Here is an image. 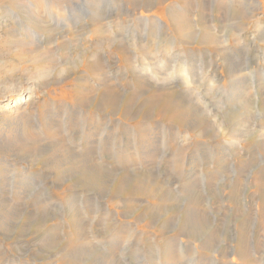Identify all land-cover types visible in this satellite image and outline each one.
<instances>
[{
    "label": "rangeland",
    "instance_id": "374dc122",
    "mask_svg": "<svg viewBox=\"0 0 264 264\" xmlns=\"http://www.w3.org/2000/svg\"><path fill=\"white\" fill-rule=\"evenodd\" d=\"M29 1L18 0L21 5L17 3L16 5L12 0H0V145L8 141L17 142L19 140L17 130L19 135L24 134L26 144L22 145L20 150L17 149V157H7L0 153V199L15 205L19 211V215L13 221L15 224L12 223L8 232L0 228V264H74L72 260L65 259V256L75 248L78 241L83 242L81 237L78 238L79 230L76 234V219H79L84 227L83 239L85 237L93 247V254L87 252L90 257H84L80 260L81 263L77 264H91L96 255L109 257L111 254L115 256L117 264H264V0H230L232 4L230 1L229 4L226 3L225 0H219L218 4L214 0L213 2L204 0V24L206 27L215 25L213 33L216 38L218 35L219 46H211L204 41L202 43L195 33L196 28L192 22L190 24L194 35L186 39V43L180 41L179 29L171 26L166 13V6L174 7L177 0L166 1L162 17H159L158 13L154 16L155 10L150 13L144 10L132 11L127 0H102L100 1V8L104 7L102 22L106 21L102 25L104 30L109 26L111 28L105 30L107 33L104 31L106 34L101 37L92 35L93 40L89 38L91 36L87 34L88 29L83 24L89 17L87 13L81 12L85 0H48L47 2L31 0L34 6L29 5ZM126 6L128 11L124 8ZM25 8L28 12L41 15L44 23L30 25L31 18ZM60 8L62 12L66 9L65 12L61 13ZM196 10L193 8L194 14ZM139 12L147 19L146 21L137 20ZM48 14L51 18L55 17L51 20ZM194 14L191 16H195ZM152 16L162 22V29H157ZM209 16L215 19L212 20ZM69 17L71 20L73 18L72 22ZM116 18L119 20L116 21ZM56 19L58 21H55ZM148 19L152 22L147 23ZM76 20L79 23L81 21L82 24L75 23ZM110 21L112 22L108 23ZM73 23L78 24L76 28ZM26 27H31L29 30L35 32V35L26 31L28 30ZM61 34L65 36L64 39L61 38L63 37ZM110 40L115 41L114 45L121 43L122 47H129L134 53L136 62L129 67L124 62H119L117 55H121L115 51ZM21 44H25L28 48L22 50L24 46ZM31 46H39L41 53L47 51L46 58L35 57ZM172 56L171 61L169 59ZM199 56L201 58H198ZM93 57H97L98 61L102 62L101 69L107 81L109 79L108 82L118 92L114 94L117 96H114L115 110L111 107L110 99L113 96L111 91L107 93L108 100L105 99V103L101 106L104 109L99 111L95 109L96 103L94 104L99 97L98 92L90 93L86 105L78 104L79 102L74 100L76 92L80 89L78 78H85L91 89L95 88L92 91H96L97 83L93 82L92 75L88 73L90 71H86L87 69L79 64L82 59L92 60ZM174 59L176 61L173 62ZM225 59L240 66L242 79L235 76L233 81L231 80L228 76L230 74H226L227 67L224 70ZM35 60L36 62L32 64ZM63 63H67L66 74L59 76L56 74L57 69L62 67ZM70 64H79V67L76 71H71ZM146 64H149V67L147 72H143V66ZM181 64L183 65L180 66ZM35 68L39 71L50 69L47 79L45 77L46 80H40V83L35 80L36 76L32 75L37 73ZM186 69L189 71L191 69L192 72L188 70L186 72ZM130 70L138 71L139 74L143 72L149 80L153 77L154 79L150 81L156 84L164 80L172 88L170 90L172 94L165 91L161 98H154V95L151 97L154 90L145 88L144 93H138L136 97L131 96L130 92L135 93L138 85L136 74L134 75ZM184 70L186 76L182 74ZM199 71L201 74L198 73ZM53 74L59 78L57 79ZM28 82L30 83L28 91L20 97L21 102L15 105L13 102L7 103L2 100L11 94L10 90L14 87L23 86V83ZM230 85L233 86V90ZM184 90L188 92L187 95L195 99L200 111L202 110L201 112L205 113L208 119H212L211 122L213 121V126H216L214 128L217 133L213 131L208 134L202 133V129L207 131L206 127L203 128L206 126L204 123H199L195 127L196 130L190 129L189 126L188 129L177 118L169 117L170 114L167 112L169 107L166 104L174 99H180L179 94ZM124 100L128 102L131 100V105L128 103L124 107L122 105ZM79 107L82 108L80 111ZM92 108L94 110H91ZM11 111L23 115L30 128L25 130L20 124L10 127L8 123ZM145 113L150 117L147 122ZM73 116L75 118H72ZM78 116H82L81 119H76ZM243 120L246 125L245 135L233 136L231 131L234 124V130L239 129L243 134L242 127L239 128ZM80 123L83 128L85 127L84 129L81 128ZM146 125L150 128L153 127L151 125L155 127L151 128L153 129L151 131ZM56 127L59 131L58 137L64 146L84 157L86 170H82L90 172L92 163H97V166L103 169L108 179L105 189L97 191V187L90 186L88 176L86 177L82 170L78 171L79 174L76 171L74 173L73 170L72 173L65 171L61 172L62 175H55L46 168L45 164H42L46 151L35 145L37 142L34 143L30 136L35 135L46 142L51 138L52 131ZM78 128H81L83 134L81 138ZM87 133L91 137L89 138L91 143L88 142L89 139L85 141ZM173 136L177 138V142H173L176 141ZM81 141L86 144L83 148L85 151L82 149L85 144ZM154 141L155 143L159 141L154 144L157 145L155 148L151 145ZM75 142H79L77 146ZM69 143H74L72 147L75 146L79 150L72 148ZM143 143L146 145L149 143L151 146L148 147L152 150ZM34 147L39 153L44 152L37 156L33 152ZM53 147L54 145H51V148ZM101 149L104 151L102 152ZM149 151L152 153L150 154ZM98 152L103 154L100 155ZM45 161L47 162L46 159ZM148 170L153 174L155 181L162 184L163 191H158L151 199L142 198L140 192L134 188L131 190V187L117 186L118 180L124 174L136 172L135 174L143 175ZM160 199L163 204L165 203L162 208L159 206ZM189 201L196 208L198 219L202 222V230L198 237L188 238L186 233L185 236L178 229L185 219V208ZM155 210L157 213L154 212ZM4 227L7 229L6 224ZM209 233H215L216 236L211 246L206 244ZM174 247L176 253L172 252ZM191 258L194 260H190Z\"/></svg>",
    "mask_w": 264,
    "mask_h": 264
},
{
    "label": "bare ground",
    "instance_id": "6f19581e",
    "mask_svg": "<svg viewBox=\"0 0 264 264\" xmlns=\"http://www.w3.org/2000/svg\"><path fill=\"white\" fill-rule=\"evenodd\" d=\"M20 1V0H19ZM31 1V0H30ZM29 1V5H31V6H34L31 2ZM35 1V0H34ZM43 1H48V0H43ZM43 1H41L42 3H43ZM58 1V0H57ZM66 1V0H65ZM100 1L102 2V0H85L84 1V5H83V7L81 8V12L82 13H87L88 14V20L87 21H89L90 23L88 24L87 23V21H84L83 22V24H85L86 25V28L88 29H86L87 31H88V35H90L91 37H89V38H91L92 39V35L93 36H102L106 31L105 30H109L111 27L109 26L107 29H105L104 30V28H103V26L104 25H102V23H105V22H102V11L104 10V7H103V9H101L100 7H101V5H100ZM128 1V5H129V7H130V9L132 10V11H141V10H144V12H148V13H150L151 11H153V10H155L154 12H153V15L155 16V13H158V15H159V17L161 16H163V10H164V8H165V6H164V4L165 3H167L166 1L167 0H127ZM203 1L204 0H202V1H200V0H177L176 1V3H174V7H171L170 5H168V6H166L167 7V18H168V20L170 21V24H171V26L173 25V28L174 29H176L177 28V30L179 29V34H178V37H179V39H180V41H182L183 43H186V39H189L191 36H193L194 35V31L192 30V27H191V25L192 24H190V22H192L194 25L193 26H195V28H196V32L195 33H197V35L199 36L198 37V39H200V41L203 43V41L204 42H206L207 44H210L211 46H219V43L217 44V39H218V35H217V38H216V36H215V34L213 33L214 32V30H215V25H207L208 27H206L205 26V24H204V13H203V11H204V6H205V1H204V3H203ZM210 1V0H209ZM212 1V0H211ZM214 1H216L217 2V4L219 3V0H214ZM221 1H224V0H221ZM230 0H225V2L226 3H228ZM233 1V0H232ZM12 2L13 3H17V4H19V5H21V3H18V0L16 1V0H12ZM25 2V1H24ZM23 2V3H24ZM37 2H38V0H37ZM61 2V1H60ZM82 2V1H81ZM213 2V1H212ZM212 2H211V4H212ZM216 2H214L215 4H216ZM58 3V2H57ZM63 3V2H62ZM121 3H122V1H121ZM221 3H223V2H220V4ZM225 3V4H226ZM230 3H231V1H230ZM16 4V5H17ZM26 4H27V2H26ZM39 5H40V3H38ZM45 4V3H44ZM47 4V3H46ZM61 4V3H60ZM123 4V3H122ZM229 4V3H228ZM227 4V5H228ZM232 4V3H231ZM14 5V4H13ZM43 5V4H42ZM42 5H41V7H42ZM53 5V4H52ZM56 5V4H55ZM54 5V6H55ZM60 6V5H59ZM62 6V5H61ZM170 6V7H169ZM229 6V5H228ZM227 6V7H228ZM18 7V6H17ZM20 7V6H19ZM27 7V6H26ZM44 7V6H43ZM48 6H46V8H47ZM50 4H49V9H50ZM222 7V6H221ZM224 7H226V6H224ZM230 7V6H229ZM21 8H23V7H21ZM28 8H29V6H28ZM36 8V7H35ZM40 8V7H39ZM46 8H44V10L46 9ZM123 8V7H122ZM124 8H126V10L128 11L129 9H128V7L126 6V7H124ZM193 8H195V9H197L196 10V14H194V11H193ZM218 8H220V7H218ZM34 9V8H33ZM59 9V8H58ZM58 9H56V10H58ZM222 9V8H221ZM226 9V8H225ZM230 9V8H229ZM24 10V9H23ZM28 10H31V9H28ZM34 10H36V9H34ZM34 10H31V11H34ZM40 10V9H39ZM38 10V11H39ZM43 10V11H44ZM47 10V9H46ZM52 10V9H51ZM55 10V9H54ZM60 10H61V13H64L65 11L64 10H66V9H63V12H62V9L60 8ZM223 10H224V8H223ZM222 10V11H223ZM25 11H26V8H25ZM176 13H175V12ZM193 11V13L192 14H194L195 16H191L192 14H190V12H192ZM217 11V10H216ZM228 11V10H227ZM27 13H28V15L30 16V18L31 19H29V24L30 25H34V26H36L37 24H43L44 22L42 21V18H41V15H36V14H34V13H31V12H28V11H26ZM34 12H36V11H34ZM46 12V11H45ZM48 12H49V10H48ZM58 12V11H57ZM224 12V11H223ZM37 13V12H36ZM219 14H220V12H218ZM43 14H44V12H43ZM56 14V13H55ZM66 14V13H65ZM133 14V13H132ZM46 15V14H45ZM49 15V17L51 18V16H50V14H48ZM53 15V14H52ZM158 15H156V16H158ZM56 16H57V14H56ZM60 16V15H59ZM58 16V17H59ZM63 16H66V15H64L63 14ZM62 16V17H63ZM134 16V15H133ZM154 16H152V18L154 19V24H155V26L157 27V29H162V22L160 21V20H158L156 17H154ZM47 17V16H46ZM55 17V16H54ZM54 17H52V18H54ZM87 17V16H86ZM132 17V16H131ZM210 17V16H209ZM52 18H51V20H52ZM70 18V17H69ZM122 18V17H121ZM66 19V18H65ZM77 19V18H76ZM79 19V18H78ZM83 19H85V18H83ZM87 19V18H86ZM210 19H212V20H214L215 19V17H210ZM54 20V19H53ZM61 20H62V18H61ZM67 20H68V18H67ZM70 20H71V18H70ZM72 20H73V18H72ZM72 20H71V22H72ZM106 20V19H105ZM119 20V19H118ZM117 20V18H116V21H118ZM122 20V19H121ZM137 20H139V21H142V20H147V19H145V17H143L142 16V14H141V12H139V16H138V18H137ZM55 21H58V19H56ZM54 21V22H55ZM74 21H75V19H74ZM65 22H66V20H65ZM71 22H69L70 24H71ZM79 23V21H77L76 20V22L75 23ZM112 21H110V22H108V23H111ZM148 22H152V21H149V19H148V21H147V23ZM212 22V21H211ZM57 23V22H56ZM60 23V21L58 22V24ZM62 23V22H61ZM80 23L82 24V22L80 21ZM79 23V24H80ZM121 23V22H120ZM213 23V22H212ZM74 24V23H73ZM211 24V23H210ZM62 25H63V23H62ZM65 25V24H64ZM76 25H78V24H76ZM75 24H74V27L76 26ZM115 25V24H114ZM113 25V26H114ZM119 25H121V24H119ZM61 26V25H60ZM63 27V26H62ZM61 27V28H62ZM64 27H66V26H64ZM69 27V26H68ZM74 27H72V28H74ZM116 27H117V25H116ZM25 28V27H24ZM26 28H28V27H26ZM31 28V27H30ZM30 28H28V30H26V31H30L29 29ZM71 28V29H72ZM76 28V27H75ZM74 28V30H77V29H75ZM78 28V27H77ZM80 28V27H79ZM90 28V29H89ZM113 28V27H112ZM119 29L120 28H122V27H118ZM83 29H85V28H83ZM114 29H116V28H114ZM124 29V28H123ZM65 30V29H64ZM66 30H67V28H66ZM81 30H82V28H81ZM112 30V29H111ZM70 31V30H69ZM68 31V32H69ZM72 31H73V29H72ZM105 31V32H104ZM127 31V30H126ZM31 32V34L32 35H35V32L33 33V31H30ZM59 32V31H58ZM71 32V31H70ZM78 32H79V30H78ZM122 32V31H121ZM123 32H124V30H123ZM122 32V33H123ZM175 32V31H174ZM62 33H63V31H62ZM65 33H67V32H65ZM72 33V32H71ZM107 33V32H106ZM105 33V34H106ZM125 33V32H124ZM70 34V33H69ZM77 34H79V33H77ZM104 34V35H105ZM126 34V33H125ZM62 35V34H61ZM60 35V36H61ZM66 35V34H65ZM74 36H75V33L73 34ZM80 35V34H79ZM87 35V36H88ZM197 35H196V37H197ZM63 36V35H62ZM127 36V35H126ZM99 37V38H100ZM62 39H64L65 38V36H63V37H61ZM98 38V39H99ZM94 39H95V37H94ZM98 39H96V40H98ZM93 40V39H92ZM103 41V40H102ZM111 41V42H110ZM109 42L111 43V45H114L113 43L115 42V41H113L112 42V40H110ZM100 42V41H99ZM223 42H225V41H223ZM95 43V42H94ZM118 43V42H117ZM226 43V42H225ZM224 43V44H225ZM177 44H179V46L181 45L179 42L177 43ZM101 45V44H100ZM99 45V46H100ZM183 45V44H182ZM21 46H24V47H22L23 49L22 50H24V48H28L27 46H25V44H21ZM98 46V45H97ZM175 46H176V43H175ZM178 46V47H179ZM31 47H33L32 49H33V52H34V56L35 57H40V58H46V56H47V51H46V53H41L40 51H39V49H38V47H34V46H31ZM112 47V46H111ZM114 49H115V51L116 52H118L121 56H122V58H123V60H121L122 58H121V56H119V55H117V60L119 61V62H124V64L125 65H127L128 67H129V65H132L133 63H135L136 61L134 60V53L131 51V50H129V47H126V46H123L122 47V44L120 43H118V44H115L114 45ZM125 47V48H124ZM177 47V48H178ZM102 47H100V49H101ZM179 49V48H178ZM217 49V48H216ZM220 50V49H219ZM98 51V50H97ZM181 51V50H180ZM113 52V51H112ZM192 52V51H191ZM221 52V51H220ZM224 52V51H223ZM49 53V52H48ZM179 53V52H178ZM186 53H187V51H186ZM24 54V53H23ZM183 54H185V53H183ZM190 54V53H189ZM192 54V53H191ZM27 55V54H26ZM115 55V54H114ZM113 55V56H114ZM151 55V54H150ZM149 55V56H150ZM178 54H176V56H177ZM182 55V54H181ZM188 55V54H187ZM193 55V54H192ZM221 55H222V53H221ZM93 56H95V55H93ZM96 56H97V54H96ZM149 56H146V58L147 57H149ZM160 56V55H159ZM176 56H175V58H176ZM182 56H184V55H182ZM102 57V56H101ZM156 57V56H155ZM157 57H158V55H157ZM184 57H186V56H184ZM105 58V57H104ZM113 58V57H112ZM144 58H145V56H144ZM171 59H169V60H171L172 61V58H173V56L172 57H170ZM188 58V57H187ZM192 58V57H191ZM198 58H201L200 56L198 57ZM229 58V57H228ZM149 59V58H148ZM177 59V58H176ZM176 59H174L173 60V62L174 61H176ZM193 59V58H192ZM197 59V58H196ZM34 60V59H33ZM32 60V61H33ZM37 60H39V58H37ZM103 60V59H102ZM105 60V59H104ZM178 60V59H177ZM182 60V59H181ZM106 61V60H105ZM171 61H168V62H171ZM203 61V60H202ZM201 61V62H202ZM224 61V60H223ZM36 62V60L34 61V62H32V64L33 63H35ZM67 62V61H66ZM114 62V61H113ZM172 62V63H173ZM100 63H102V62H100V61H98V58L97 57H93L92 58V60H84V59H82V61H81V63H79L80 64V66H82V67H85V69H87L86 71H90V72H88V73H90L91 75H92V77H93V82L94 83H97L96 84V91H92V90H94L95 88L93 87V89H91V87H90V84L85 80V78H78V81L77 82H80V84H79V90L76 92L77 93V95H76V97H74L75 99V101L76 102H79L78 104H82V105H86L85 103L88 101V100H86L87 99V97L88 96H90V93H94V92H98L97 94L99 95V97L98 98H96V100H95V102H94V104L96 105V108L95 109H97L98 111L99 110H102V108H101V106L103 105V103H105L104 101H105V99L107 98V93L108 92H112V94H113V96H112V99H110V101H111V107H113V105H114V103H116V101H114V96H116V95H114V94H116V93H118L115 89H114V87L108 82L109 81V79H108V81H107V78L105 77V74H104V72H103V70L101 69L102 67H101V65H100ZM185 63V62H184ZM189 63V65H190V61L188 62ZM187 63V64H188ZM194 63V62H193ZM193 63H192V66H193ZM222 63V62H221ZM79 64H70V66H72L71 67V71H76V69L79 67L78 65ZM103 64H104V62H103ZM106 64V63H105ZM178 64H179V62H178ZM49 65V64H48ZM69 65V64H68ZM149 65V64H148ZM147 64L145 65V66H143L144 68L142 69V71L144 72V71H146L147 69H148V66ZM183 64H181L180 66H182ZM223 65L225 66L224 68V70H226V67H227V69L228 70H226V74H230V75H228L230 78H231V80L233 81V79H234V77L235 76H238V78L239 79H242L243 77H242V75H241V70H240V66H237V65H235V64H233L230 60H228V59H225V62L223 63ZM239 65V64H238ZM44 66V65H43ZM42 66V67H43ZM66 66H67V63H63V65H62V67H60L59 69H57L58 70V72L56 73L57 75H59V76H61L62 74L63 75H65L66 73H65V71H66ZM176 66V65H175ZM174 66V67H175ZM194 66H195V64H194ZM202 66V65H201ZM207 66H208V64H207ZM218 66V65H217ZM39 67V66H38ZM47 67V66H46ZM186 67V66H185ZM206 67V66H205ZM211 67V66H210ZM210 67H209V69H210ZM215 67V66H214ZM221 67V66H220ZM127 68V67H126ZM165 68V67H164ZM187 68V67H186ZM192 68V67H191ZM194 68V67H193ZM197 68V67H196ZM195 68V69H196ZM217 68V67H216ZM127 69H130V68H127ZM176 70H177V68H175ZM185 69V68H184ZM189 69V68H188ZM188 69H186V72H187V70ZM200 69V68H199ZM198 69V70H199ZM37 71V73L36 72H34V71ZM35 70L33 71L34 73H36V74H32L34 77L36 76V79L35 80H37L38 82L40 81V80H44L45 79V77H46V79H47V74L49 73L48 71L50 70H48V68H46L45 70H43V71H39V69L37 70L36 68H35ZM135 70H136V68H135ZM135 70H130V72L131 73H133L134 75L136 74V83H137V85L138 86H136V88H137V91H135V93H132V91L130 92V95L131 96H135L136 94H142V93H144V90H145V88H152L153 90H154V92H152L153 94L151 95V97L154 95V98L155 97H160L161 98V96H163L164 94H165V91H168L169 93H171L172 94V91H170L172 88L170 87V85H168L164 80H160L161 82L160 83H158V84H156V83H154V82H151L150 80L153 78H151L150 80L147 78V76H146V74L145 75H143L144 73L143 72H140V74H139V72L138 71H135ZM172 70H174V69H172ZM182 71H183V67H182V69H181ZM207 70V69H206ZM215 70V69H214ZM52 71V70H51ZM175 71V70H174ZM189 71V70H188ZM190 71H191V69H190ZM189 71V72H190ZM195 71V70H194ZM208 71V70H207ZM212 71V70H211ZM211 71H209V72H211ZM147 72V71H146ZM192 72V71H191ZM190 72V73H191ZM216 72V71H215ZM55 73V72H54ZM70 73V72H69ZM77 73V72H76ZM142 73V74H141ZM189 73V74H190ZM199 74H201L200 73V71L198 72ZM38 74H39V76H38ZM55 74V75H56ZM73 74H75V73H73ZM72 74V75H73ZM183 75H185V70H184V73H182ZM196 74V73H195ZM210 74H212V72L210 73ZM54 75V74H53ZM54 75V76H55ZM202 75H204V74H202ZM201 75V76H202ZM219 75V74H218ZM59 76H57L58 78H59ZM67 76H70V75H67ZM87 76V75H86ZM186 76V75H185ZM56 77V76H55ZM54 77V78H55ZM56 77V78H57ZM66 77V76H65ZM79 77H80V75H79ZM109 77V76H108ZM187 77H190V75L188 76L187 75ZM206 77V76H205ZM216 77V76H215ZM226 77V76H225ZM228 77V78H229ZM50 78H51V76H50ZM52 78H53V76H52ZM57 78V79H58ZM68 78V77H67ZM66 78V79H67ZM70 78V77H69ZM72 78V77H71ZM220 78V77H219ZM45 79V80H46ZM63 79H65V78H63ZM73 79V78H72ZM88 79H89V76H88ZM154 79V78H153ZM206 79V78H205ZM49 80V79H48ZM62 80V79H61ZM70 80V79H69ZM155 80H156V78H155ZM213 80V79H212ZM60 81V80H59ZM65 81V80H64ZM74 81V80H73ZM92 81V80H91ZM154 81V80H153ZM159 81V80H158ZM202 81V80H201ZM205 81V80H204ZM203 81V82H204ZM227 81V80H226ZM31 82V81H30ZM42 82V81H41ZM44 82V81H43ZM75 82V81H74ZM214 82H216V81H214ZM229 82V81H228ZM231 82V81H230ZM37 83V82H36ZM40 83V82H39ZM45 83V82H44ZM56 83V82H55ZM63 83V82H62ZM92 83V82H91ZM204 83H207V82H204ZM30 83L28 82V83H26V84H24L23 83V86L22 85H20V87L18 86V87H14V89H13V87H12V89L13 90H10L11 91V94H9V95H7V96H5L2 100L3 101H6L7 103L8 102H13L15 105L16 104H18L19 102H21L20 100V97L23 95V93H26L27 91H28V88H29V85ZM77 85H78V83H76ZM211 84V83H210ZM229 84V83H228ZM32 85V84H31ZM55 85V84H54ZM231 85H233V84H231ZM230 85V86H231ZM35 86H37V84H35ZM45 86V85H44ZM92 86V85H91ZM75 87V86H74ZM232 87L233 86H231V90H233L232 89ZM31 89V88H30ZM74 90V89H73ZM77 90V89H76ZM135 90V89H134ZM75 92H74V94H75ZM110 92V93H111ZM137 92V93H136ZM34 93V92H33ZM32 93V94H33ZM71 93V92H70ZM132 93V94H131ZM187 91H183L182 93H180L179 94V96H180V99H177V100H172L170 103H167L166 105H168V107H169V109H168V113L170 114H168L169 115V117L170 118H174V119H176L177 118V120L178 121H180L182 124H184V125H186L187 127L186 128H188V126H189V128L190 129H194L197 125H199V123L201 124V123H204L206 126H204L203 128H205L206 127V129H207V131L205 130V129H202L203 131H201L202 133H205V134H208L210 131H213L214 133H217L216 132V129L214 128V127H216V126H213V124H212V122H211V120L210 119H208L206 116H205V113L203 114L201 111H200V107H199V105L196 103V101H195V99L193 98L192 99V97H191V95H187ZM95 94V93H94ZM146 94H149V93H146ZM187 95V96H186ZM72 96V95H71ZM111 96V95H110ZM140 96V95H139ZM185 96H186V100L184 99L185 98ZM92 97V96H91ZM117 97V96H116ZM136 97V96H135ZM141 97V96H140ZM46 98H48V97H46ZM70 98V97H69ZM94 98V97H93ZM93 98H92V100H93ZM110 98V97H109ZM128 98H130V97H128ZM134 98V97H133ZM138 98V97H137ZM142 98V97H141ZM159 98V99H160ZM241 97H239V99H240ZM231 99V98H230ZM106 100H108V99H106ZM135 99H133V101H134ZM155 100V99H154ZM46 101V100H45ZM83 101V102H82ZM91 101V100H90ZM131 101V100H130ZM128 102V101H123L122 102V105L124 106L125 104H128V103H130V105H131V102ZM149 101V100H148ZM234 101V100H233ZM89 102V101H88ZM140 102V101H139ZM138 102V103H139ZM162 102V101H161ZM167 102V101H166ZM75 103V102H74ZM66 104V103H65ZM77 104V105H78ZM108 104V103H107ZM144 104V103H143ZM72 105V104H71ZM74 105V104H73ZM94 105V106H95ZM134 105V104H133ZM132 105V106H133ZM75 106V105H74ZM79 106H81V105H79ZM90 106H92V105H90ZM106 106V105H105ZM110 106V105H109ZM127 106V105H126ZM146 106V105H145ZM42 107V106H41ZM63 107H65V106H63ZM71 107V106H70ZM125 107V106H124ZM143 107H144V105H143ZM162 107V106H161ZM66 108V107H65ZM64 108V109H65ZM76 108H78V106L76 107ZM114 108V107H113ZM122 108V107H121ZM129 108V107H128ZM127 108V109H128ZM204 108V107H203ZM208 108V107H207ZM42 109V108H41ZM72 109H73V107H72ZM82 109V108H81ZM80 109V107H79V111L81 110ZM104 109V108H103ZM52 110V109H51ZM55 110V109H54ZM66 110V109H65ZM91 110H94L93 108L91 109ZM90 110V111H91ZM114 110H115V108H114ZM121 110H123V109H121ZM126 110V109H125ZM60 111V110H59ZM78 111V112H79ZM127 111V110H126ZM129 111V110H128ZM135 111H136V108H135ZM161 111V110H160ZM205 111V110H204ZM207 111V110H206ZM211 111V110H210ZM210 111H208V113L210 112ZM72 112V111H71ZM88 112V111H87ZM95 112V111H94ZM108 113H110L109 111H107ZM113 112H115V111H113ZM122 112V111H121ZM43 113V112H42ZM74 113V112H73ZM83 113V112H82ZM102 113V112H101ZM143 113V112H142ZM184 115H183V114ZM213 113V112H212ZM7 114V113H6ZM47 114V113H46ZM72 114V113H71ZM83 114H85V113H83ZM113 114H115V113H113ZM119 114V113H118ZM131 114V113H130ZM136 114V113H135ZM211 114V113H210ZM246 114V113H245ZM50 115V114H49ZM51 115H53V113H51ZM93 115V114H92ZM104 115H106L105 113H104ZM112 115V114H111ZM121 115V114H120ZM134 115V114H133ZM142 115V114H141ZM145 115H146V113H145ZM149 115V114H148ZM61 116H62V113H61ZM87 116V115H86ZM95 116V115H94ZM94 116H93V118H94ZM98 116H99V114H98ZM97 116V117H98ZM115 116V115H114ZM139 116V115H138ZM147 116V115H146ZM186 118H185V117ZM210 116V115H209ZM211 116H212V114H211ZM239 116V115H238ZM244 116V115H243ZM9 117H10V120H9V125H10V127H12V126H14V124H16V125H21V127L22 128H25V130L26 129H28V128H30L29 127V124H28V122H27V120L25 119V117L23 116V115H19L18 113H16V111H15V113L13 112V111H11V112H9ZM47 117V116H46ZM80 117H82V116H80ZM79 116H78V118H76V119H78L79 120V118H80ZM90 117H91V115H90ZM96 117V116H95ZM132 117V116H131ZM141 117V116H140ZM144 117V116H143ZM148 117V118H147ZM146 117V119L145 118H143V119H145L146 120V122H147V119H150V117L149 116H147ZM241 117H242V115H241ZM240 117V118H241ZM244 117H246V116H244ZM72 118H75L74 116L72 117ZM99 118V117H98ZM97 118V119H98ZM103 118V117H102ZM102 118H101V120H102ZM129 118V117H128ZM128 118H127V120H128ZM213 118V117H212ZM243 118V117H242ZM54 119V118H53ZM58 119V118H57ZM81 119V118H80ZM88 119H89V117H88ZM87 119V120H88ZM92 119V118H91ZM244 119V118H243ZM62 120V119H61ZM74 120V119H73ZM72 120V121H73ZM92 120H94V119H92ZM104 120V119H103ZM106 120V119H105ZM116 120V119H115ZM120 120V119H119ZM170 120H173V119H170ZM242 120V119H241ZM77 121V120H76ZM100 120H98V122H99ZM177 121V122H178ZM55 122V121H54ZM56 122H58V121H56ZM74 123H75V121H73ZM72 122V123H73ZM81 122H82V120H81ZM83 122H84V118H83ZM86 122V121H85ZM91 122V121H90ZM94 122V121H93ZM95 122H96V119H95ZM109 122V121H108ZM115 122V121H114ZM140 122V121H139ZM59 123V122H58ZM87 123V122H86ZM102 123V122H101ZM138 123V122H137ZM142 123V122H141ZM145 123V122H144ZM153 123V122H152ZM151 123V124H152ZM226 122H224V124H225ZM149 124V123H148ZM215 124V123H214ZM226 124H229V123H226ZM16 125H15V127H16ZM46 125V124H45ZM85 124H83V126H84ZM99 125V124H98ZM98 125L96 126V127H98ZM101 125H103V124H101ZM123 125V124H122ZM137 125V124H136ZM142 125V124H141ZM159 125V124H158ZM203 125V124H202ZM201 125V126H202ZM219 125V124H218ZM36 126V125H35ZM48 126H49V124H48ZM52 126L54 127V125L52 124ZM51 126V127H52ZM76 126V125H75ZM79 126V125H78ZM80 126H81V123H80ZM79 126V127H80ZM86 126V125H85ZM117 126V125H116ZM126 126V125H125ZM151 126H153V127H155L154 125H151ZM157 126V125H156ZM223 126H225V125H223ZM46 127V126H45ZM61 127V126H60ZM64 127V126H63ZM146 127L147 128H149L150 130H151V128H153V127H148L147 125H146ZM198 127H200V126H198ZM221 127V126H220ZM234 127H235V124H234V126L232 127L233 129H232V131H231V133L233 134V136H236V137H242L243 135H245V133H246V125H245V123H244V120L243 121H241V123L239 124V128L240 127H242V131H243V134L242 133H240V130L239 129H235L234 130ZM81 128H83L82 126H81ZM81 128L79 129L80 130V138H81ZM85 128V127H84ZM83 128V129H84ZM93 128V127H92ZM121 128V127H120ZM125 128V127H124ZM133 128H135V127H133ZM157 128H159V127H157ZM170 128V127H169ZM188 128V129H189ZM218 128V127H217ZM14 129V128H13ZM82 129V130H83ZM199 129V128H198ZM215 129V130H214ZM23 130V129H22ZM38 130V129H37ZM78 130V131H79ZM88 130V129H87ZM101 130V129H100ZM133 130H135V129H133ZM137 130V129H136ZM142 130H144V129H142ZM150 130H148V131H150ZM153 130V129H152ZM151 130V131H152ZM195 130H196V128H195ZM221 130V129H220ZM226 130V129H225ZM229 130V129H228ZM18 131V133H16L17 134V137L19 138V140L16 142H13V141H8V143H4V144H1L0 145V153H3V154H5L7 157H15L16 156V154H18L17 152V149H19L22 145H24L25 144V136H24V134L23 135H19V130H17ZM65 131V130H64ZM84 131V130H83ZM82 131V132H83ZM95 131H96V129H95ZM94 131V132H95ZM98 131V130H97ZM102 131V130H101ZM100 131V132H101ZM125 131V130H124ZM141 131V130H140ZM148 131H146V132H148ZM150 131V132H151ZM193 131V130H192ZM199 131V130H198ZM223 131V130H222ZM15 132H16V130H15ZM58 128L56 127V128H54V130L52 131V136H51V138L48 140V141H46V142H44V141H42V140H40V138H38L37 136H35V135H33V136H30L31 134H29V136L32 138V141L34 142V143H36L37 142V144H35V145H37L38 147H41L42 149H44V151H46V157L44 158V160H42L43 161V163L42 164H45L46 165V168L48 169V170H50V171H52L55 175L56 174H61L62 175V173L63 172H65V171H67V173H69V172H71L72 173V171L74 170V173H75V171L78 173V171H81L82 169H85V165H86V163H85V161H84V157H81V156H79L78 154H75L74 153V151L72 152L71 150H69V149H67L65 146H64V144H63V142H62V140L58 137ZM88 132V131H87ZM135 132V131H134ZM142 132V131H141ZM156 132V131H155ZM213 132H212V134H213ZM10 133H12V132H10ZM89 133V132H88ZM88 133H87V136H86V139H85V141L87 140L88 141V139L89 138H91V137H89L88 136ZM97 133V132H96ZM95 133V134H96ZM138 133H139V131H138ZM149 133V132H148ZM211 133V132H210ZM222 133V132H221ZM41 134V133H40ZM74 134V133H73ZM86 134V133H85ZM92 134V133H91ZM98 134V133H97ZM176 134V133H175ZM219 134V133H218ZM42 135V134H41ZM90 135V134H89ZM93 135V134H92ZM91 135V136H92ZM142 134H140V136H141ZM143 135H144V133H143ZM147 136H148V134H146ZM145 135V136H146ZM174 135V134H173ZM177 135V134H176ZM5 136V135H4ZM73 136H76V135H73ZM82 136H83V134H82ZM94 136V135H93ZM137 136H138V134H137ZM152 136V135H151ZM172 136V135H171ZM44 137V136H43ZM103 137V136H102ZM150 137V136H149ZM155 137H156V135H155ZM163 137V136H162ZM214 137V136H213ZM231 137H232V135H231ZM93 138V137H92ZM138 138V137H137ZM144 138V137H143ZM157 138H158V135H157ZM172 138H174L175 139V136H173ZM217 138V137H216ZM83 139V138H82ZM81 139V140H82ZM149 139V138H148ZM147 139V140H148ZM152 139V138H151ZM163 139V138H162ZM177 139V138H176ZM175 139V140H176ZM215 139V138H214ZM142 140V139H141ZM145 140V139H144ZM173 140V139H172ZM76 141V140H75ZM80 141V140H79ZM83 141V140H82ZM81 141V142H82ZM92 141H93V139H92ZM98 141V140H97ZM139 141V140H138ZM68 142V141H67ZM89 143H91L90 142V139H89V141H88ZM94 142V141H93ZM92 142V143H93ZM104 142V141H103ZM144 142V141H143ZM152 142V141H151ZM159 142V141H158ZM157 141H156V143H155V141H154V143L152 144L151 143V145H154V144H157L158 143ZM173 142H177V140L176 141H173ZM77 143H79V142H77ZM76 142H75V145L77 144ZM82 143H84V142H82ZM140 143V142H139ZM138 143V144H139ZM70 144V143H69ZM68 144V145H69ZM85 144V143H84ZM83 144V145H84ZM94 144V143H93ZM141 144V143H140ZM149 144V143H148ZM146 145V143H143V145H146L147 147L148 146H151L150 144L149 145ZM26 145V144H25ZM28 145V144H27ZM51 145H54V147L53 148H51ZM71 145V147H72V145H74V143L73 144H70ZM69 145V146H70ZM80 145V144H79ZM177 145H179V144H177ZM77 146V145H76ZM140 146H142V144L140 145ZM145 146V147H146ZM157 146V145H156ZM155 145H154V148L156 147ZM75 146H73L72 148H74ZM84 147H86V144H85V146H83L82 147V149L84 148ZM144 147V146H143ZM144 147V148H145ZM23 148V147H22ZM70 148V147H69ZM76 148V147H75ZM74 148V149H75ZM149 149H151L150 147H148ZM177 148V147H176ZM41 149V150H42ZM77 150H79L78 148H76ZM81 149V150H82ZM20 150V149H19ZM38 149L36 148V147H34V149H33V152L37 155V156H40V154L42 153V152H44V151H41V150H39V151H41L40 153L37 151ZM84 150V149H83ZM87 150V149H86ZM89 150V149H88ZM98 150H99V148H98ZM97 150V151H98ZM102 150V149H101ZM139 150V149H138ZM141 150V149H140ZM139 150V151H140ZM147 150V149H146ZM152 150V149H151ZM176 150H178V149H176ZM85 151V150H84ZM104 151V149L102 150V152ZM231 151V150H230ZM78 152V151H77ZM82 152V151H81ZM150 152V151H149ZM79 153V152H78ZM100 155H102L100 152H98ZM141 153H143V151L141 150ZM152 152H150V154H151ZM3 154H1V157H2V155ZM39 154V155H38ZM80 154V153H79ZM87 154V153H86ZM89 154V153H88ZM145 154V153H144ZM180 154V153H179ZM82 156H84V155H82ZM99 156V155H98ZM179 156V155H178ZM181 156V155H180ZM6 157V158H7ZM17 157V156H16ZM89 157H91V156H89ZM89 157L87 158V159H89ZM223 157V156H222ZM2 158H4V156L2 157ZM40 158V157H39ZM42 159V158H41ZM45 159L47 160V162L45 161ZM6 160V159H5ZM8 160V159H7ZM18 160V159H17ZM49 160V161H48ZM10 161V160H9ZM91 161V160H90ZM5 162V161H4ZM8 162V161H7ZM48 162H50V163H48ZM72 162H77L78 164H76V165H74ZM3 163V162H2ZM82 165H81V164ZM92 163V162H91ZM16 164V163H15ZM80 164V165H79ZM13 166V165H12ZM86 170V169H85ZM85 170H82V171H84L85 172V176L87 177L88 176V178H87V180H89V183H90V186H92V187H97L98 189H97V191H101V190H103V189H105V187H106V183H107V175H106V173L103 171V169H101L100 167H98L97 166V163L96 164H94V163H92V165H91V168H90V172H86ZM105 170V169H104ZM69 171V172H68ZM62 172V173H61ZM84 172H82V173H84ZM108 172V171H107ZM150 172L151 171H145V173L142 175V174H140V175H138V174H135L136 172H132V173H129V174H124V176L121 178V179H119L118 180V184H117V186L120 188V187H131V190H132V188H134L136 191H138V192H140V195L142 196V198L143 197H150V199H151V197H154V195L158 192V191H160L161 190V192H163L162 191V189H161V187H162V184L161 183H159V181L158 182H156L155 181V179H154V177H153V174H150ZM260 172H262V171H260ZM79 174V173H78ZM81 174V173H80ZM69 175V174H68ZM72 175V174H71ZM67 176V175H66ZM73 176V175H72ZM71 176V177H72ZM84 176V175H83ZM58 177V176H57ZM74 177H75V175H74ZM80 177V176H79ZM134 177H136V178H134ZM68 178H69V176H68ZM84 178V177H83ZM14 179V178H13ZM73 179V178H72ZM79 179V178H78ZM57 181H58V178H57ZM83 181V180H82ZM11 182V181H10ZM59 182H61V181H59ZM81 182V181H80ZM86 182V181H85ZM12 183V182H11ZM88 183V182H87ZM83 188V187H82ZM87 188V187H86ZM194 189V188H193ZM129 190V189H128ZM113 191V190H112ZM185 192L186 191H188V190H184ZM122 194V193H121ZM159 194V193H158ZM165 194H167V193H165ZM37 196V195H36ZM136 196V195H135ZM140 196V197H141ZM171 197V196H170ZM172 197H173V195H172ZM138 199V198H137ZM171 199V198H170ZM174 199V198H173ZM192 199H193V197H192ZM172 200V199H171ZM158 201V200H157ZM173 201H175V200H173ZM191 201V200H190ZM190 201L187 203V205H186V208H185V219H184V221L182 222V224L181 223H179V224H181V225H179V228L178 229H180V232L182 233V234H184V233H186V235H187V237L189 238V236L191 237H193V236H197L198 234H200V231L202 230V222H201V219H198V215L196 214L197 213V210H196V208L194 207V205H192V203H190ZM7 201L5 200V201H3V199H0V220H2L3 222H1L0 221V228L1 229H4V230H6V232H8V228L12 225V223L13 224H15L13 221H14V219H15V217L17 216V215H19L18 214V209H17V207L15 206V205H10V204H8V203H6ZM122 202V201H121ZM136 202V201H135ZM165 202V201H164ZM120 203V202H119ZM124 203V202H123ZM159 206L162 208V206L165 204H163V201L160 199V201H159ZM190 203V204H189ZM127 204V203H126ZM158 204V203H157ZM156 204V205H157ZM167 204H168V202H167ZM189 204V205H188ZM165 206V205H164ZM167 206H169V205H167ZM159 207V208H160ZM155 208V207H154ZM160 208V209H161ZM156 209V208H155ZM150 210H152V209H150ZM159 210V209H158ZM169 210V209H168ZM149 210H147V212H148ZM153 211V210H152ZM154 212H156L157 213V211L155 210ZM153 213V212H152ZM162 213V212H161ZM160 213V214H161ZM165 213V212H164ZM164 213H163V215H164ZM168 213V212H167ZM171 214V213H170ZM154 215V214H153ZM150 216V215H149ZM28 216H26V218H27ZM32 219V218H31ZM34 219V218H33ZM81 220V219H80ZM173 220V219H172ZM32 221V220H31ZM35 221V220H34ZM176 221V220H175ZM26 222V221H25ZM33 222V221H32ZM75 222V221H74ZM168 222V221H167ZM207 222V221H206ZM77 223V224H76ZM76 228L77 229H75L76 230V234H78V231L77 230H79V237L78 238H80L81 237V239H82V241L83 242H81V241H78L77 242V244L74 246L75 248L73 249V250H71L70 252H68L67 253V255L65 256V259H68V260H72L73 262L72 263H74V264H77L78 262H80V260H82L84 257H90V256H88L86 253L88 252V253H92V248L93 247H91L90 246V244L85 240V237H84V239H83V234H82V230L84 229V227L82 226V224H81V222L79 221V219H76ZM4 224H6L7 225V229L4 227ZM84 224V223H83ZM167 224V223H166ZM25 226V225H24ZM29 226V225H28ZM85 226V225H84ZM162 226V225H161ZM27 227V226H26ZM163 227V226H162ZM172 227V226H171ZM24 229V228H23ZM21 230V229H20ZM25 230H26V228H25ZM24 230V231H25ZM86 230V229H85ZM84 233H86V232H84ZM204 234H205V232H203ZM211 233V232H210ZM209 233V234H210ZM181 235V234H180ZM185 235V234H184ZM183 235V236H184ZM185 235V236H186ZM86 236V235H85ZM200 236V235H199ZM198 237V236H197ZM216 236H215V233H212V234H210L209 236H208V238H207V240H206V244L207 245H209V246H211V244L215 241V238ZM201 238V237H200ZM199 239V238H198ZM78 240V239H77ZM76 240V241H77ZM80 240V239H79ZM173 241V240H172ZM188 241V240H187ZM189 241H192V240H190L189 239ZM176 242V241H175ZM173 243V242H172ZM181 243V242H180ZM185 243H187V242H185ZM170 245V244H169ZM181 245V244H180ZM179 245V246H180ZM186 245V244H185ZM183 246V245H182ZM188 246H189V244H188ZM45 247H47L46 245H45ZM189 248V247H188ZM193 248V247H192ZM68 249V248H67ZM171 249V248H170ZM191 249V248H190ZM166 250V249H165ZM172 250H173V248H172ZM63 251V250H62ZM68 251V250H67ZM66 252V251H65ZM173 253L175 252L176 253V251H175V247H174V251H172ZM171 252V253H172ZM167 253V252H166ZM64 254V253H63ZM93 254V253H92ZM168 254V253H167ZM165 255V254H164ZM163 255V257H165ZM167 256V255H166ZM173 256V255H172ZM177 256V255H176ZM175 255L173 256V257H176ZM91 257L93 258V255H91ZM169 257V256H168ZM167 257V258H168ZM172 257V258H173ZM95 260L91 263V264H117L116 263V259H115V256H113V254H111L109 257H102V256H98V255H96L95 257ZM167 258H164V259H166L167 260ZM173 259H175V258H173ZM193 258H191L190 260H192ZM86 260H87V258H86ZM172 260V259H171ZM194 260V259H193ZM89 261V260H88ZM91 261V260H90ZM89 261V262H90ZM83 262V261H82ZM88 262V263H89ZM81 263V262H80ZM79 263V264H80ZM195 263V262H194ZM160 264V263H159ZM164 264V263H163Z\"/></svg>",
    "mask_w": 264,
    "mask_h": 264
}]
</instances>
